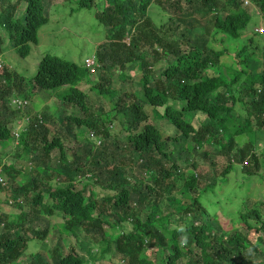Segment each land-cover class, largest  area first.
I'll list each match as a JSON object with an SVG mask.
<instances>
[{
    "label": "trees",
    "instance_id": "obj_1",
    "mask_svg": "<svg viewBox=\"0 0 264 264\" xmlns=\"http://www.w3.org/2000/svg\"><path fill=\"white\" fill-rule=\"evenodd\" d=\"M56 1L0 0V58L4 38L19 57L29 54ZM102 1L95 17L106 39L95 48L92 69L45 55L24 79L0 61V111H5L0 142L16 141L13 163L3 164L0 156L7 177L0 184V196L6 195L0 210L2 203L20 210L16 218L0 211V264L20 260L34 240L45 244L49 229L35 230L31 223L54 211L62 215L61 232L73 237L81 232L90 241L88 248L77 246L86 258L72 244L66 250L56 245L47 248L48 260L32 252L23 264H103L105 257L114 264H264V169L257 171L264 155V32L258 31L264 26V0ZM72 2L74 12L94 5V0ZM155 8L163 10L165 23L152 19ZM219 68L232 71L229 79ZM132 71L140 75V88L117 94L114 81ZM81 83L109 109L94 106L76 88ZM64 86L71 92L57 106H77L78 114H58L55 120L48 111L35 115L26 107L27 125L13 139V114L21 110L11 101L26 100L20 93ZM153 111L172 126L173 136L162 133ZM193 114L202 117H196L198 124L188 118ZM80 128L87 131L81 134ZM244 135L247 141L238 142ZM179 140L205 162L212 160L207 148L215 146L225 168L218 175L213 169L207 178L197 171L202 163L192 160L191 173L182 176L180 157L168 149ZM52 151L58 152L55 167L49 165ZM22 160L33 165L32 172L19 165ZM132 167L145 180L134 181ZM230 172L240 180H230L229 190L257 183L263 193L254 201L248 194L238 209L225 211L227 230L201 198L218 189V180H229ZM94 187L110 193L98 199ZM229 190L224 205L237 198Z\"/></svg>",
    "mask_w": 264,
    "mask_h": 264
},
{
    "label": "rangeland",
    "instance_id": "obj_2",
    "mask_svg": "<svg viewBox=\"0 0 264 264\" xmlns=\"http://www.w3.org/2000/svg\"><path fill=\"white\" fill-rule=\"evenodd\" d=\"M13 2L14 0H10ZM70 1L75 0H57L55 3L51 4V7H47L46 10L48 21L45 25L40 27L37 31V43L36 44H29V54L26 57H19L11 43H8L6 38H4V42L2 44L1 50L2 65H5L9 70H13L16 72L18 76H22L24 79H29L31 76L34 75L36 72V69L38 67V63L40 59L45 55H50L62 60L70 61L73 63H76L77 65H84V62L86 59H89L94 55L95 48L97 44L104 41L106 38V34H104L103 26L98 22V19L95 17V12H101L102 8L104 7V2L102 0H94V5L91 10L88 9H82L78 12H74L75 5H71ZM72 2V3H73ZM23 5H21L16 13V17L21 16V9ZM249 10H252V6H249ZM152 19L156 21L157 24L165 23L166 22V16L163 10L159 8H155L152 11ZM257 23L259 25V20L257 21V18L253 19V23ZM262 29V32H264V26H259L258 30ZM227 42V41H226ZM227 43L223 44L226 46ZM214 47L217 49H220L222 47L221 44H218V42L213 43ZM227 57V56H225ZM229 58V57H227ZM226 60V58H225ZM163 64V63H162ZM164 68V64L162 66L158 65L155 68V72L159 73ZM218 73H220L223 77L228 78L227 73H232L231 70L225 69V68H219ZM119 73H115V75H118ZM93 78V77H92ZM122 80H115L114 85L117 91V94H120L125 89L132 90L134 87L140 88L139 79L140 75L135 76V71H132L130 73L125 74L124 77L120 76ZM125 78V79H123ZM118 79V78H116ZM114 87V86H113ZM77 89L82 90L85 92L90 99L91 103L94 106L101 107L103 111H107L109 109V105L101 100V98L95 96L93 93L88 91V85L86 83H81L76 86ZM0 89H3L0 86ZM71 89L68 88V86H64L55 90H37L34 95H23L20 93L21 97L26 98L29 101L28 108L31 111H48L55 120L58 118V114H78L79 108L77 106H68V107H58L57 105L63 101V97L70 93ZM116 93V92H115ZM73 107V109H71ZM153 120L156 122V124H161V131L165 136H173L175 134L174 129L170 124H168L162 116L157 112L153 111ZM0 114L2 116L5 114V111H0ZM243 116V115H242ZM1 117V116H0ZM200 117L199 115L193 114L189 115L188 118H194L190 119L193 124L197 123V118ZM2 118V117H1ZM0 118V119H1ZM14 118V127L15 122L18 125H21L20 129H22L25 125L26 116H24V111H19V114H13ZM202 118V117H200ZM120 119V118H119ZM62 124L64 122L62 121ZM16 126L14 130H17L16 132H19V128ZM81 134L85 133L87 130L84 128H80L78 130ZM18 134V133H17ZM85 139L88 137L84 136ZM83 137V138H84ZM245 137V139H244ZM243 138L239 139L238 142L247 141V136L244 135ZM79 140H81V136L78 137ZM244 139V140H243ZM16 145L15 140H10L7 142H0V156L3 160V164L5 165L13 163V159L10 157L12 156V152L14 150V146ZM185 142H182L179 140L177 143H169L168 149H171L169 153L174 156L180 157V161L177 160L179 168H181V174L182 176H188L191 173V169L189 168V164L191 161H198L199 163H202V167L197 168V171L199 174L205 175L207 178L212 176V173L214 175H218L223 171V168L226 166V162L224 159H222L221 156L215 155V149L216 147H208L209 154L212 156V160H209L207 162L203 161L202 158L198 155V152L192 153L190 151L191 147ZM189 147V148H187ZM262 147L259 146V149ZM215 155V156H214ZM52 158L50 162L51 167H55L56 158L58 157L57 151H52L49 155V158ZM68 160H71V157L68 158ZM186 160L188 162H186ZM23 161V160H22ZM210 162H213V166H211ZM20 166H25V169L28 172H32L33 165L29 162L23 161L20 162ZM129 166V165H128ZM259 166L260 169H257V171L262 172L264 169V155L259 159ZM127 168V167H126ZM214 169V171L211 173V171ZM2 170V168H1ZM0 170V171H1ZM133 171V175L131 177H134L133 180L136 181L137 179L145 180L144 175H140V170H138L135 167H132L131 169ZM130 171V167L128 169ZM254 171V172H257ZM5 175V174H4ZM6 177V175H5ZM229 180L227 178L218 180L217 188L214 190V192L211 193H205V195L202 196L201 201L203 204H207V208L210 210L211 218L216 220L217 222L221 223L223 228L229 230L230 225H227L228 220L227 214L225 211H230L231 206L235 209L239 205V200L246 198L249 194L250 199L252 201L260 199L262 195V188L258 186V184H254L252 186H249V184H245L240 190H229L233 188L230 186L229 183L230 180L238 181L240 180L239 174L237 172H230L228 174ZM7 178V177H6ZM20 181L24 182L25 177L20 176ZM225 182L226 184L222 183ZM241 181L237 183H241ZM150 183V181H144L142 184ZM85 184H82V186ZM81 186V187H82ZM75 187H78V184H75ZM225 188V189H224ZM224 189V191H223ZM229 190L230 195H236L237 198L233 202H228L224 205V198L229 197L227 194ZM93 191L98 194V199L105 194H109L107 190H102L99 188L93 189ZM2 195V193H0ZM218 196V197H217ZM6 198L5 196H0V199L4 200ZM133 199L136 198V196H132ZM250 200V202H252ZM239 208V207H238ZM237 208V209H238ZM1 212H5L8 215H11L12 218H16L17 215L20 214V210L18 208L12 206H8L5 203L1 204ZM234 211V210H233ZM234 219H236V215L233 216ZM18 220V219H17ZM63 223L62 215L56 211L53 212L52 215H46L42 214L39 221H32L31 228L35 230H43L45 228L49 229V235L47 236L46 241L43 243H38L37 240H34L28 244L26 247V253L22 256L20 260L15 262L14 264H23L22 260L28 261V253L32 252H39L40 254L44 255L46 260L49 258L48 249L54 248L56 245L59 246L62 250H66L68 244L74 245L75 251L82 256L83 258H86V254L82 249L77 248L78 245H83L84 247L88 248L91 244L90 241L81 233L77 232V235L75 237L73 236H66L63 232H61V226ZM1 231V230H0ZM28 235V234H27ZM248 237L250 240H253L255 235L254 234H248ZM30 238H32L30 236ZM148 252L144 253L143 255L146 256ZM157 262L155 261V264ZM103 264H114L112 262L109 263L108 257H105V260H103Z\"/></svg>",
    "mask_w": 264,
    "mask_h": 264
},
{
    "label": "clouds",
    "instance_id": "obj_3",
    "mask_svg": "<svg viewBox=\"0 0 264 264\" xmlns=\"http://www.w3.org/2000/svg\"><path fill=\"white\" fill-rule=\"evenodd\" d=\"M259 30H261V29H259ZM261 32H262V30H261ZM91 58V57H90ZM84 65H85V63H84ZM13 100H16V99H13ZM13 100L11 101V102H13ZM19 101H21V100H19ZM22 102H25V105L23 106V107H18V109L19 110H23L24 108H26V107H28L29 106V101L26 99V100H23ZM11 106L12 107H15V108H17L15 105H13V103L11 104ZM38 112H40V111H37V112H35V111H33V113L36 115H40ZM24 116H25V114H24ZM17 123L18 122H15V125L17 126ZM26 125H27V122L25 121V125H24V127H26ZM16 126L14 127V124L12 125V136H13V139H18V137H19V133L23 130V128L22 129H20V127H21V125H18L17 127L20 129L19 130V132H16L17 130H14L15 128H16ZM18 133V134H17ZM0 170H1V168H0ZM1 176H2V178H3V182L5 183V180H6V177H5V175H4V173L2 172V170H1ZM4 183L3 184H1V185H4Z\"/></svg>",
    "mask_w": 264,
    "mask_h": 264
},
{
    "label": "built area",
    "instance_id": "obj_4",
    "mask_svg": "<svg viewBox=\"0 0 264 264\" xmlns=\"http://www.w3.org/2000/svg\"><path fill=\"white\" fill-rule=\"evenodd\" d=\"M246 4V3H245ZM259 32H261V30H258ZM85 63V67H88L90 69L93 68V65H94V58L91 57L89 59H86V61L84 62ZM13 105H15L17 108L18 107H23L25 105V102H22V101H19V100H13ZM3 178L1 176V171H0V183L3 184Z\"/></svg>",
    "mask_w": 264,
    "mask_h": 264
}]
</instances>
